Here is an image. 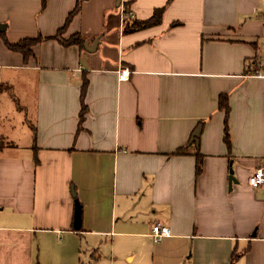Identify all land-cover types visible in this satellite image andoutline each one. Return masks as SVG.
Here are the masks:
<instances>
[{
    "label": "crops",
    "instance_id": "crops-1",
    "mask_svg": "<svg viewBox=\"0 0 264 264\" xmlns=\"http://www.w3.org/2000/svg\"><path fill=\"white\" fill-rule=\"evenodd\" d=\"M83 1L82 47L0 37V264H264V0ZM77 2L0 0V32L54 37Z\"/></svg>",
    "mask_w": 264,
    "mask_h": 264
},
{
    "label": "trees",
    "instance_id": "trees-1",
    "mask_svg": "<svg viewBox=\"0 0 264 264\" xmlns=\"http://www.w3.org/2000/svg\"><path fill=\"white\" fill-rule=\"evenodd\" d=\"M83 2H84L83 0H78L75 9L68 15V17L64 23V26L58 30L57 34L54 37L44 38L42 36H38L36 38H26V39H23L17 43H11L7 39L4 32H0V37L4 41L6 47L14 53L21 54L26 63H28L30 59L35 58L34 47L36 45L46 41V40L55 39V40L59 41L65 47H70V46H74V45L82 47L85 40L79 34L72 35L68 39H65L63 37V35H64L66 29L68 28V26L70 25V23L72 22V20L74 19V17L80 13V11L82 9ZM45 6H46V0H43V8H45ZM164 11H165V8L157 9V10H155V12L151 18H149L145 21H139L137 19L132 18L130 16L129 11L126 9L125 20H124L125 21V31L124 32L130 34V33H134L137 31H141V30L159 25L162 22ZM88 84H89L88 79L85 76L83 79V83H82L81 97H80L81 98V111H80L79 130L81 129V126L85 120V116L88 112V108L85 105V97H86V93H87V89H88ZM220 107L226 113V121H225L226 130H225L224 141H225L227 147L230 148V140H229V134H228V130H227V118L229 115L230 107L228 104L227 96L221 97ZM2 145L0 146V148H3ZM187 153H188L187 147L180 148L178 151H176V154H178V155H186ZM197 155H198L197 176H200L202 173V170H203V168H202V158L203 157L199 153H197ZM237 258H238V256H236L234 254L233 259H232V264H234V262L236 261Z\"/></svg>",
    "mask_w": 264,
    "mask_h": 264
},
{
    "label": "built area",
    "instance_id": "built-area-1",
    "mask_svg": "<svg viewBox=\"0 0 264 264\" xmlns=\"http://www.w3.org/2000/svg\"><path fill=\"white\" fill-rule=\"evenodd\" d=\"M131 71L129 69H121L119 72L120 80H127L130 77ZM248 184L253 187H259L264 184V166L257 168L250 176ZM171 236V230L167 226L158 223L154 226L152 231V238L154 242L160 243L164 238Z\"/></svg>",
    "mask_w": 264,
    "mask_h": 264
},
{
    "label": "water",
    "instance_id": "water-1",
    "mask_svg": "<svg viewBox=\"0 0 264 264\" xmlns=\"http://www.w3.org/2000/svg\"><path fill=\"white\" fill-rule=\"evenodd\" d=\"M200 133H201V127L195 131L193 138L191 140V143H196L197 145H199ZM232 175H233V172H232ZM81 216H82L81 207L77 205L76 214H75V228L77 230L81 228V221H82Z\"/></svg>",
    "mask_w": 264,
    "mask_h": 264
},
{
    "label": "rangeland",
    "instance_id": "rangeland-1",
    "mask_svg": "<svg viewBox=\"0 0 264 264\" xmlns=\"http://www.w3.org/2000/svg\"><path fill=\"white\" fill-rule=\"evenodd\" d=\"M22 115H23V116H27V113H26L25 111H23V112H22ZM19 128H20L21 131L24 133V126H23L22 124L19 126ZM2 144H4V142H3V141H0V145H2Z\"/></svg>",
    "mask_w": 264,
    "mask_h": 264
}]
</instances>
